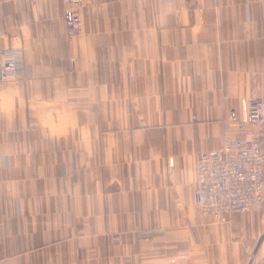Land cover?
I'll use <instances>...</instances> for the list:
<instances>
[{
	"label": "crops",
	"instance_id": "obj_1",
	"mask_svg": "<svg viewBox=\"0 0 264 264\" xmlns=\"http://www.w3.org/2000/svg\"><path fill=\"white\" fill-rule=\"evenodd\" d=\"M0 0V264H262L264 207L193 202L195 159L264 92V0Z\"/></svg>",
	"mask_w": 264,
	"mask_h": 264
},
{
	"label": "built area",
	"instance_id": "obj_2",
	"mask_svg": "<svg viewBox=\"0 0 264 264\" xmlns=\"http://www.w3.org/2000/svg\"><path fill=\"white\" fill-rule=\"evenodd\" d=\"M62 1L65 33L70 37L79 30L74 10L81 0ZM23 58L21 48L0 47L1 82L23 77ZM243 105V116L231 109L228 123L242 129L250 124L256 132L226 135L220 148L200 151L195 159L194 205L203 216L221 222L231 214L264 207V92L248 96Z\"/></svg>",
	"mask_w": 264,
	"mask_h": 264
},
{
	"label": "rangeland",
	"instance_id": "obj_3",
	"mask_svg": "<svg viewBox=\"0 0 264 264\" xmlns=\"http://www.w3.org/2000/svg\"><path fill=\"white\" fill-rule=\"evenodd\" d=\"M79 4H80V3H79ZM79 4H78V5H79ZM78 5H77V6H75V10H74V11H75V12L78 14V16H79V13H78V12H77V10H76V9H77V7H78ZM63 20H64V18H63ZM234 214H235V213H234Z\"/></svg>",
	"mask_w": 264,
	"mask_h": 264
}]
</instances>
